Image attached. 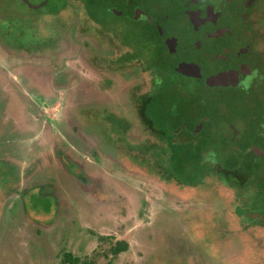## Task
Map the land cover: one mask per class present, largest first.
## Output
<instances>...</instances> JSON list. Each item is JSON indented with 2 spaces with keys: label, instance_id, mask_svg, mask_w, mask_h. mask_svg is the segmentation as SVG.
Masks as SVG:
<instances>
[{
  "label": "rangeland",
  "instance_id": "374dc122",
  "mask_svg": "<svg viewBox=\"0 0 264 264\" xmlns=\"http://www.w3.org/2000/svg\"><path fill=\"white\" fill-rule=\"evenodd\" d=\"M60 4L0 0V33L45 45L31 58L0 48V264H59L67 253L96 264H264V192L213 173L197 185L166 181L154 154L134 163L130 146L153 140L138 116L153 88L150 53L120 61L129 48L93 23L69 25ZM45 70L76 87L38 81ZM79 82L130 123L118 119L117 155H93L71 121Z\"/></svg>",
  "mask_w": 264,
  "mask_h": 264
},
{
  "label": "flooded vegetation",
  "instance_id": "af4514ba",
  "mask_svg": "<svg viewBox=\"0 0 264 264\" xmlns=\"http://www.w3.org/2000/svg\"><path fill=\"white\" fill-rule=\"evenodd\" d=\"M19 1L34 10L51 2L40 0L30 5L28 0ZM58 8L69 10V25L93 23L129 48L131 51L125 52L120 61H131L133 39H142L143 49L150 53L146 60L153 69V87L159 85L174 92L179 101L177 113L186 119L175 133L189 141L206 143L211 153L204 162L206 168L222 167L231 163L227 158H238L239 163L233 165L238 169L247 165L249 175L243 180L229 176L227 183L241 188L254 183L264 192V0H61ZM114 22L124 27H114ZM7 32L0 33V48L8 57L42 54V43L27 37L17 41L16 33ZM101 51L94 49L96 54ZM84 61L97 68L86 55ZM42 74L36 76L38 81L50 78V84L60 88L59 76L48 70ZM106 80L110 87L111 80ZM61 84L76 87L69 79ZM78 87L80 96L75 94L71 100L69 113L71 121L78 122L80 137L95 156L117 155L119 142L125 143L117 138L118 119L119 123L126 122L127 129L130 123L99 107L101 97L94 87L90 91L81 82ZM143 131L151 135L148 129ZM224 150L228 151L225 156ZM206 173L222 178L221 173Z\"/></svg>",
  "mask_w": 264,
  "mask_h": 264
},
{
  "label": "trees",
  "instance_id": "16d2710c",
  "mask_svg": "<svg viewBox=\"0 0 264 264\" xmlns=\"http://www.w3.org/2000/svg\"><path fill=\"white\" fill-rule=\"evenodd\" d=\"M133 47L135 49L133 58L141 55L143 48H146L144 41L137 38L133 39ZM178 103V97L174 92L159 85L154 86L150 92L138 99L139 120L144 127L143 130L148 129L151 132L150 137H153V140L148 141V138H145L136 145L130 146L131 148L128 146L130 148L128 151L133 152L129 155L133 158L132 161L143 164V162L149 161L148 154H154L157 166L162 167V178L166 181L174 179L182 185L200 184L206 170L221 173L226 182L229 181L226 179L229 176L244 179L243 176L249 175L250 168L247 165L240 169H238L239 166L233 165V163H239L238 158H227L231 163L222 167H205L204 162L211 157V153L207 151L206 143L189 141L175 133L179 124L186 120L177 113ZM156 131L161 132L157 133ZM121 148L118 144L117 151H120ZM241 174L243 175L241 176ZM119 250L120 248L117 246L114 252L117 253ZM59 264H96V261L94 258H79L67 253Z\"/></svg>",
  "mask_w": 264,
  "mask_h": 264
},
{
  "label": "water",
  "instance_id": "95a60500",
  "mask_svg": "<svg viewBox=\"0 0 264 264\" xmlns=\"http://www.w3.org/2000/svg\"><path fill=\"white\" fill-rule=\"evenodd\" d=\"M33 7L37 8V7H39V6H33Z\"/></svg>",
  "mask_w": 264,
  "mask_h": 264
}]
</instances>
